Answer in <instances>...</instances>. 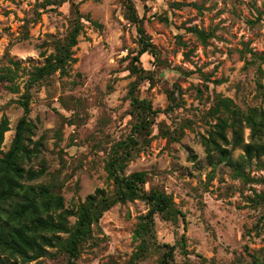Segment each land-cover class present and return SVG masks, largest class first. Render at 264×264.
Returning a JSON list of instances; mask_svg holds the SVG:
<instances>
[{
  "label": "rangeland",
  "instance_id": "374dc122",
  "mask_svg": "<svg viewBox=\"0 0 264 264\" xmlns=\"http://www.w3.org/2000/svg\"><path fill=\"white\" fill-rule=\"evenodd\" d=\"M124 1L0 0V119L6 116L10 127L3 153L24 115L20 101L29 95L33 130L27 144L38 156L26 167H46L33 183L54 185L73 210L97 189L115 195L107 163L113 146L132 134L136 120L129 91L136 81V95L157 112L151 135L141 140L123 175L146 172V189H163L186 220L174 223L157 214L154 234L141 251L134 231L149 205L142 199L117 203L93 226L78 264H161L166 243L175 245L178 264L263 259L264 153L248 160L243 147L231 143L229 128L223 146L238 164L232 166L219 162L216 152L210 157L202 137L219 117H228L222 106L215 110L221 99L243 113L264 109V0H134L140 25L157 50L136 62L147 70L141 79L130 70L141 44ZM77 21L81 30L66 73L56 70L27 92L31 74L55 62ZM192 27L213 36L203 44ZM243 139L251 140L245 122ZM3 213L10 216L8 208ZM75 221L70 217L71 225ZM48 252L29 264H67L60 246Z\"/></svg>",
  "mask_w": 264,
  "mask_h": 264
},
{
  "label": "trees",
  "instance_id": "16d2710c",
  "mask_svg": "<svg viewBox=\"0 0 264 264\" xmlns=\"http://www.w3.org/2000/svg\"><path fill=\"white\" fill-rule=\"evenodd\" d=\"M124 2L127 18L138 25L141 44L130 70L137 79L146 78L147 70L141 65L138 66L136 62L141 64L140 58L144 53L156 56L157 50L140 25L134 0ZM80 30V21H77L64 42L58 46L55 62H49L31 74L27 92L33 84L50 76L56 70L66 73V65L71 58L72 48L78 42ZM190 30L203 44H207L208 38L213 36L212 32L202 28L192 27ZM261 72L264 74L262 70ZM136 90L137 82L134 81L129 91L131 114L136 120L132 134L113 146L111 158L107 163V171L116 185V193L110 196L103 189H97L94 194L88 195L86 201L76 210L66 207L63 195L54 185L33 183L45 174V166L39 170L26 167L32 158L38 156V149H29L27 144L33 130L31 121L27 120L30 110L29 95L20 101L24 115L18 122L15 138L6 153H3L1 147L4 134L10 129L9 121L6 116L0 119V264H29L49 255L48 248L56 246H60L68 255L67 264H78L77 259L84 243L93 236V226L99 224L104 213L112 206L128 200L142 199L149 205L148 212L140 217L134 231L133 239L139 241L141 251L148 247L150 236L154 234L157 214L167 221L177 223L182 217L185 222L184 212L175 205L169 194L157 187L146 189L145 185L148 182L146 172L138 171L128 176L123 175L124 167L134 150L141 144V140H146L151 135L154 115L157 112L150 100L136 95ZM172 98L175 100L174 96ZM221 106L228 117H219L210 135L202 137L208 155L212 157L216 152L219 154V162L226 161L232 166H238L232 160L230 151L223 146L229 142L226 133L229 128L232 131L231 143L235 147L242 146L248 160L253 154H263L264 109L250 108L247 113H243L231 100L221 99L215 109L216 112H220ZM243 122L251 129V140L247 143L243 139ZM191 157L195 159V156ZM262 166L264 167V164ZM7 208L10 216L3 213ZM72 216L76 217V221L71 225ZM62 234L68 236L63 238ZM181 240L185 247V234ZM163 246L166 249L161 264H178L175 261V245L166 243ZM252 264H264V258L254 260Z\"/></svg>",
  "mask_w": 264,
  "mask_h": 264
}]
</instances>
